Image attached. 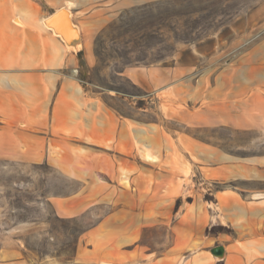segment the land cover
I'll use <instances>...</instances> for the list:
<instances>
[{"label":"rangeland","instance_id":"1","mask_svg":"<svg viewBox=\"0 0 264 264\" xmlns=\"http://www.w3.org/2000/svg\"><path fill=\"white\" fill-rule=\"evenodd\" d=\"M119 1L0 0L8 74L0 125L9 141V156H0V264H13L8 251L18 249L37 264L65 262L83 229L130 199L139 216L154 218L143 243L155 255L178 237L191 256L207 248L201 234L232 233L213 217L225 213L220 192L246 201L264 194V0H165L117 11ZM60 8L68 18L53 23L56 33L45 17ZM29 65L41 75L20 79ZM56 66L57 85L45 78ZM152 67L167 68L170 79L125 74ZM195 111L208 120L191 118ZM24 146L26 160L18 157ZM78 170L99 182L94 205L83 219H58L52 200L73 194ZM146 200L152 208L142 207Z\"/></svg>","mask_w":264,"mask_h":264},{"label":"crops","instance_id":"2","mask_svg":"<svg viewBox=\"0 0 264 264\" xmlns=\"http://www.w3.org/2000/svg\"><path fill=\"white\" fill-rule=\"evenodd\" d=\"M162 1L165 0H120L117 2L115 10L131 9L138 5ZM18 4L24 5L23 1ZM37 12L39 13V10L34 8V13ZM100 14H102L101 11H98V16ZM102 17L109 16L105 14ZM18 18L20 17L18 16ZM48 33L51 35L50 32ZM76 44L73 45V49L78 51L81 47V41H77ZM3 59L0 56V65L5 63ZM22 63L37 64L38 61L37 59L33 62L23 60ZM3 69H5L4 66L0 68V80L8 78L7 72ZM51 69L49 73H45V78H49L57 85V80L61 78V74L57 71V66ZM170 72L164 67H152L146 69L145 73L135 68L129 69L125 74L135 81L141 76H145L147 80H169ZM18 75L20 79H27L31 76H39L41 72L32 70V66L29 65L28 70L25 68ZM75 89L76 91L73 92L77 95L79 88L76 87ZM190 117L202 122L208 120L206 114L202 115L198 111L192 113ZM209 120L213 121V113L209 114ZM23 124L24 131H19V138L23 136L25 145L26 136L29 133L25 129L27 128L25 122ZM0 128V156H9L8 133L5 132L3 124L0 125ZM23 149V151L18 152V157L26 160L25 146ZM28 158L32 157L29 156ZM33 158H37L36 155ZM93 175L84 171H76L71 176L78 183L73 194L64 198H53L54 213L58 219H83L84 215H89V211L94 205L91 195L99 186V182L95 180ZM219 196H225V213H216L213 217L215 219L220 218L227 228H231L232 233H227L224 237L214 236L212 240L201 234L197 241L200 242V246L204 245L207 248L197 254L186 255L187 250L182 247L179 238L175 237L173 243L167 245L160 255H155L150 247L143 243L144 231L155 224L154 218L151 214L143 215L142 213L139 216L138 202L130 199L120 201L121 205L117 210L105 215L94 225L83 229L76 238L75 249L70 259L65 262L49 261L45 264H264V194L253 195L248 201L234 192H220ZM219 196H217L216 202L217 209L222 207ZM152 206L151 200H146L142 205L147 209L152 208ZM253 218L257 222L255 224L256 230L253 228L245 230L246 222ZM258 225L262 226L260 230H258ZM217 245L223 246L224 249L221 261L215 259L209 252L210 248ZM253 251L260 253L261 259L251 258ZM10 253L17 254L13 264H37L34 259L29 258V254H24L21 249L8 251L9 256H11Z\"/></svg>","mask_w":264,"mask_h":264},{"label":"water","instance_id":"3","mask_svg":"<svg viewBox=\"0 0 264 264\" xmlns=\"http://www.w3.org/2000/svg\"><path fill=\"white\" fill-rule=\"evenodd\" d=\"M63 15H65V17L68 18L66 11L62 8L52 12L51 14H49L48 16L45 17V20H46L45 25L47 27H49L50 29H53L56 33H60V31H58L56 28H54L53 23L59 21ZM68 21H69V23H71L73 25L71 20L68 19ZM64 32H63V34H64ZM60 36H61V38L63 37L62 34ZM63 42L66 43V41L64 39H63ZM209 252L218 261H221L223 259L224 249H223V246H221V245H217L215 247L210 248Z\"/></svg>","mask_w":264,"mask_h":264},{"label":"bare ground","instance_id":"4","mask_svg":"<svg viewBox=\"0 0 264 264\" xmlns=\"http://www.w3.org/2000/svg\"><path fill=\"white\" fill-rule=\"evenodd\" d=\"M14 22H15L17 25H19V24H20V19L16 18V19L14 20ZM109 119H110V117H109Z\"/></svg>","mask_w":264,"mask_h":264}]
</instances>
